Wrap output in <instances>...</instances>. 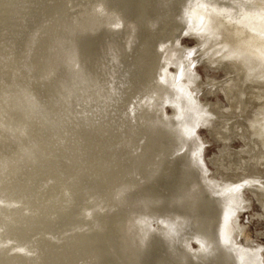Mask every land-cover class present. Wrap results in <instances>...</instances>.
I'll return each mask as SVG.
<instances>
[{"label": "bare ground", "instance_id": "6f19581e", "mask_svg": "<svg viewBox=\"0 0 264 264\" xmlns=\"http://www.w3.org/2000/svg\"><path fill=\"white\" fill-rule=\"evenodd\" d=\"M189 34L209 38L207 61L210 67L228 71V60L235 62L238 67L235 88L238 100L243 101L250 83L264 87L263 78L209 33ZM175 40L176 44L169 41L160 45L164 51L158 59L155 58L156 69L157 65L161 66L164 62L166 65L156 71L154 81L149 82L147 86L149 93L143 98V102L133 107L129 106L132 108L128 109L126 116H131L127 120L119 121L104 114L83 115L84 117L77 118L78 125L66 140L67 152H61V148L58 149L49 140L38 145L35 151L30 150L31 155L26 159L32 160L34 157L39 159L40 152L50 146L51 150L48 153H53V160L56 158L59 160L54 161V166L61 170L63 168L65 177H82L81 175L89 170L93 172L96 170L100 175L99 190L109 202L114 203L116 208L105 223L108 243H97V247L102 249L101 257L107 264H264L258 250L236 245L234 242L236 228L232 223V219L243 207L241 190L252 184H257L258 189H264V185L250 180L233 184L227 180L209 179V169L201 156L203 142L196 134L197 127L203 126L212 130L223 144L230 141L231 137L225 125H222V128L213 125V112H207L206 105H199L194 100L192 87L199 88L197 75L187 71L184 74V81L174 85L176 75L169 72L168 65L179 67L184 55L179 37L173 39ZM126 56L112 60L113 64H116L114 66L122 64ZM111 65H107L109 70ZM73 85L72 80V88H70L72 96L77 92ZM36 88L39 87L21 92L35 97L37 96L34 95L35 93L41 92ZM11 96L0 102V108L8 119V126L4 130L8 132V137L13 134L22 136L17 144L18 147L26 136L37 135L32 114L36 107L32 101L34 108L29 104L15 107L20 102L15 99L13 102ZM167 105L175 109L173 116H169L164 111ZM61 121H53L52 126L48 125L52 129L59 126ZM12 122L16 123L13 130ZM21 124L22 128H20ZM244 124L245 134L249 138L253 152L250 161L261 166L258 155L264 153V94L257 98L255 109L246 115ZM131 149L135 155L125 159L121 154ZM14 150L16 152L17 148L12 151ZM13 154L15 153L11 152L5 157L9 159ZM118 157H121L119 158L121 160L115 161ZM232 163L238 167L236 162ZM9 166V176L6 172L7 176L16 181L25 174L30 180L27 188L38 195L42 191L52 189L54 184L61 181V175L51 176L49 173V176L37 178L40 171L34 172L30 165H26L25 170L13 177L11 165ZM262 168L264 169V161ZM141 180L144 182L138 185V181ZM43 183L47 184V188L40 191ZM60 184L56 185V190L53 194L50 193V196L56 197L60 194ZM62 186L63 197H66L64 205L70 207L74 201L73 192L69 191L67 186ZM5 193L7 195L0 194V237L3 238L2 241L0 238V264H7L6 258L9 254L20 251L23 245L25 248V237L18 232V229L27 235L30 246L36 254L35 259L28 264H36L39 256L32 240L37 234L52 235L46 228L26 227L25 219L38 214L40 201L38 199L32 215L21 217L19 223L13 224L11 200H17V197L23 199L27 196L22 197L14 190L12 193L9 191ZM46 197L43 195V198ZM85 198L87 202L78 204L79 208L75 212L77 217L84 209L94 210L100 207L93 198ZM50 210L41 214L38 220L51 218L48 224L54 225L57 231L68 226V215L61 204H53ZM78 219L82 220L79 217ZM89 220L97 224L93 221L94 216ZM153 222L158 224L157 228L152 227ZM191 241L198 243L200 248L190 247ZM91 242H96V239ZM42 245L39 252L41 251L43 261L47 264H77V257H80L79 253L77 257L75 256L80 245L76 244L74 238L67 245L50 243L42 239Z\"/></svg>", "mask_w": 264, "mask_h": 264}, {"label": "rangeland", "instance_id": "374dc122", "mask_svg": "<svg viewBox=\"0 0 264 264\" xmlns=\"http://www.w3.org/2000/svg\"><path fill=\"white\" fill-rule=\"evenodd\" d=\"M208 39V37H201L196 34H185L179 37V44L184 48L183 59L179 67L172 64L168 65L169 72L176 75L173 82L174 85L184 81V74L187 71H191L199 77V88L192 87L194 100L199 105H206V111L213 112V125L218 128L220 126L222 128V125H225L231 137L230 141L223 144L219 142L212 130L203 126L197 127L196 134L203 142L201 150L202 160L209 169L208 177L209 179L227 180L233 184L250 180V182L255 181L259 185H264V169L262 168L264 153L258 155L261 166L250 161L253 152L249 144V138L245 134L244 124L246 115L255 109L257 98L264 94V87H258L250 83L249 89L244 94L243 101L238 100L235 89L238 67L232 60H228L227 62L228 71L223 68L216 69L210 67L207 61L209 55V51L207 50ZM170 43L176 44L177 42L176 40H170ZM161 44L127 55L126 61L124 60L118 66H114L116 64L109 61L53 80L50 84L39 85V88L36 89L41 90V92L35 93L34 95H37L35 97L27 96L22 94V92L13 94L11 96L12 101L14 102L15 99L17 102H20L15 107L23 104H26V106L29 104L31 107L34 104L36 107H32L34 108L32 114L35 121L34 129L37 135L35 137L26 136L24 142L19 144L18 147L17 144L22 139V136L13 134L8 137V132L4 131L8 126V119L3 115V111L0 108V194L4 193V195H7L5 192L9 191L12 193V190H14L16 193H20L22 197L27 196V198L22 199L17 197V200H11L12 207L10 209L14 214L13 224L18 222L21 217L32 215L35 212V205L39 199L41 204L39 212L25 219L26 227H34V229L40 227L46 228L52 234V237L37 234L32 240L39 256L36 264H47L43 261L41 251L39 252L40 246H43L42 239L50 241V243L67 245L72 238L76 240V244L80 245L79 250L75 252L76 257L78 253L80 256L77 257V264H107L103 257H101L102 249L97 247V243H108L105 236V223H107L110 214L116 208L114 203L109 202L108 198L99 190L100 180L98 179L100 175L94 169L95 172L89 170V172L81 175L82 177H65L62 171L64 169L62 168L61 170L54 166V161L59 160L58 158L53 160V153H48L51 150L50 146H46L47 148L43 149V152H40L39 159L34 157L32 160H29L26 158L31 155L30 150L35 151L38 145L49 140L53 142L55 147L61 148V152H67L65 143L78 125L76 122L78 117H84L87 114L90 116H102L104 114L110 115L111 118H117L119 121L127 120L131 116H126L129 112L128 109L131 110L133 105L139 104L141 101L143 102V98L149 93L147 90L149 82L151 80L154 81L156 71L166 65L164 62L161 66L157 65L156 69L155 58L158 59L164 51V48H160ZM108 64H112L110 70L107 67ZM72 80L74 81L73 86L75 87V91H77L74 92V96L70 95ZM4 98H1L0 102H3ZM129 106L132 107L130 108ZM164 111L169 116L175 114V109L170 105H167ZM53 121H61V124L59 123V126L57 125L51 129L48 124L52 126ZM11 126L13 130L16 123L12 122ZM20 126L22 128V124ZM16 148V152L15 150L12 151ZM26 150L29 151L26 152ZM11 152L15 154L9 159L6 158L5 156ZM121 155L126 159L131 158L135 154L131 149ZM119 158L121 157L116 158L115 161L121 160ZM21 161H23L22 164ZM232 162H236L238 167L233 165ZM222 164H224V167H222ZM9 165H11V175L13 177L18 176L25 170L26 165H30L34 172L36 170L40 171L38 172L40 175L37 178L49 176V174L51 176L61 175V181L57 183L60 184L61 182L60 194L56 197L50 196V193L53 194L56 190L57 184H54L52 189L49 188L44 192L42 190L47 188V184H41L40 191L42 192L39 195L30 191L27 188L30 180L25 174L21 175L16 181L8 177ZM77 179H80V181ZM143 182V180L138 181V185ZM62 185L67 186L69 191L73 192L74 201H72L70 207L64 205L66 197H63ZM258 188L257 184H252L241 190V204L243 207L235 218L232 219V223L236 228L234 230V242L236 245L251 250H258V254L264 263V189ZM43 195L45 197L46 195L48 196L43 198ZM85 197L93 198L96 204H100V207L94 210L84 209L80 211L78 214V217L82 218L80 221L75 216V212L79 208V203L87 202ZM53 204H61L62 209L68 215V226L61 228V230L58 229V231L55 230L57 228L54 225L48 224L51 218L45 217L44 222L38 220L41 214L49 212L48 210L53 207ZM93 216V221L97 224L89 220ZM17 225L15 226L16 229L18 228ZM152 227L157 228L158 224L153 222ZM18 232L25 237V248L23 245L20 251L9 254L6 258L7 264H28L35 259L36 254L30 246L27 235L19 229ZM0 238L2 241L3 238ZM95 239L96 242L92 243L91 240ZM190 247L199 249L200 245L191 241Z\"/></svg>", "mask_w": 264, "mask_h": 264}, {"label": "water", "instance_id": "95a60500", "mask_svg": "<svg viewBox=\"0 0 264 264\" xmlns=\"http://www.w3.org/2000/svg\"><path fill=\"white\" fill-rule=\"evenodd\" d=\"M195 32L264 79V0H0V99Z\"/></svg>", "mask_w": 264, "mask_h": 264}]
</instances>
